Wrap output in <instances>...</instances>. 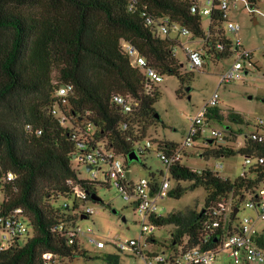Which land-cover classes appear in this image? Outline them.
<instances>
[{
    "label": "trees",
    "instance_id": "trees-1",
    "mask_svg": "<svg viewBox=\"0 0 264 264\" xmlns=\"http://www.w3.org/2000/svg\"><path fill=\"white\" fill-rule=\"evenodd\" d=\"M247 1L258 5L257 0ZM192 5L193 0H0V177L8 173L16 176L6 184L0 214L23 209L31 228V236L0 252V264H44L45 254L89 259L79 241L70 244L66 233L56 230L62 224L67 229L74 228L81 219L76 206L56 205L59 198L70 199V180L91 194L96 193L98 185L110 187L107 183L81 180L73 167L77 137L82 135L79 129L88 121L96 125L88 146L95 148L104 142L107 149L125 159L129 168L128 156L136 153V145L159 122L154 106L161 92L148 83L143 69L132 66L123 44L136 48L148 66L161 75L177 76L181 82L191 80L194 73L184 76L183 65L175 56L180 42L171 36H160L157 27L149 23L169 18L188 28L193 38L203 39L202 51L211 59L229 57L227 52L216 49L217 43L225 40V12L215 5L206 33L203 17L192 12ZM67 84L74 86L75 94L70 98L68 122L64 125L53 110L59 104V88ZM117 95L132 96L140 108L123 114L113 104ZM178 95L182 97L181 89ZM61 110L65 111L62 105ZM209 118L221 119L219 109L212 110ZM228 118L237 124L245 123L242 115L234 111ZM256 136H245L238 150L235 138L232 145L203 149L202 156L209 159L239 153L244 157H264V141ZM159 145L167 150L177 146L163 141ZM251 174L255 178L231 181L211 169L199 174L182 164L175 166L171 170L173 180L188 182L189 186H178L170 196L180 198L188 189L200 187L208 196L204 208L189 217L171 214L154 219L158 227L173 225L174 231L168 243H160L152 236L147 242L155 243L156 250L150 253L210 248L214 239L204 242L209 209L232 192L253 190L264 181L263 167ZM106 260L119 264L116 256H107Z\"/></svg>",
    "mask_w": 264,
    "mask_h": 264
},
{
    "label": "built area",
    "instance_id": "built-area-1",
    "mask_svg": "<svg viewBox=\"0 0 264 264\" xmlns=\"http://www.w3.org/2000/svg\"><path fill=\"white\" fill-rule=\"evenodd\" d=\"M247 1V0H246ZM258 3L261 0H257ZM238 0L231 2L230 0H193L192 12L202 17H211L214 12L215 5L217 9L225 12V24L227 29L237 35L240 26H236L228 21V12L233 5H237ZM249 7L251 4L247 1ZM252 12L259 13L257 6L253 5ZM150 24L157 27V32L162 37L171 36L178 40V36L188 37L193 40L191 31L177 23H172L169 18L160 20L159 22L150 20ZM210 24V23H209ZM224 24V25H225ZM224 32V27H223ZM177 34V36H175ZM217 43L216 49L221 52H227L229 56L234 57V62L229 70L222 76L221 84L231 83L232 81L241 80L243 70L247 64L253 66V52L246 49L240 40L232 41L227 38ZM229 42V44H227ZM181 44V43H180ZM125 51L129 54L131 64L134 68L143 69L148 79V83L156 85L164 81L165 76L161 75L156 69L148 66L147 60L139 53V51L128 43L123 44ZM187 57L189 70L200 71L204 67V52L200 49L184 48ZM176 56V53H175ZM151 88H148V92ZM75 88L71 84L63 85L59 88L56 96L59 104L53 110V114L61 121L62 124L68 122V113L70 112V98L74 97ZM220 96L215 93L208 103L198 111L194 116L189 117L188 135L183 144H177L172 150L162 149L159 145V158L166 167V172L159 173V177L142 178L137 183L131 181L130 170L125 165V159L118 156L113 150L107 149L106 144L101 142L90 148L87 141H93L97 126L88 121L83 128L79 129L82 135L77 137L78 153L74 156L73 167L78 171L80 179L91 182H98V176L103 174L104 181L109 186L113 183L122 193L123 198L130 202L135 212L140 217L141 238L139 241H129L116 245L119 252L131 253L141 257L145 264H215L221 253L227 252L232 259L233 264H264V181L255 189L242 191L239 194L236 191L222 199L216 206L208 211V220L205 222L206 235L204 242L208 243L212 239L210 248L201 246L194 247L183 251L180 248L178 252L164 250L162 252H154V244L143 247L142 239L147 237V241L154 236L153 233L159 227L153 221L162 217L161 211L164 210L162 201L170 196L171 190V170L182 164L184 156L189 155L187 149L194 148L196 142H203V149L213 146L218 139L224 140L225 131L214 129L211 123L214 119L209 118L210 112L218 108ZM113 104L116 105L123 114H130L140 108V103L132 96L117 95L113 98ZM61 105L65 111L61 110ZM90 116V113H88ZM257 127L259 132H252L257 135L260 141H264V121L258 120ZM126 128V126H125ZM206 133H210L209 137H205ZM256 137H254L256 139ZM81 138H83L81 140ZM154 140L146 142L145 146L137 144L135 147L136 154L142 155L153 147ZM204 152V150H203ZM245 165L239 178H255L251 171L257 167L264 168L263 156H245ZM83 166L92 169L88 171L91 180L81 177L79 168ZM106 168V170L104 169ZM224 167L218 166L219 170ZM194 172L202 173L203 170H195ZM16 176L13 173L0 177V203L5 195L6 184L13 182ZM71 187V197L65 200L64 207L72 208L76 206L80 215L92 216L96 211L92 207H87L88 202L96 203L92 200V194L82 185L74 180L69 181ZM250 211L252 215L239 216L242 211ZM237 211V212H236ZM236 212V213H235ZM29 221L25 217L23 209H16L8 214H0V252L12 248L16 243L31 236V228ZM56 230L65 232L70 244L79 241L82 249L83 245L79 238L83 231L77 226L67 229L64 224L60 225ZM88 242L95 246L96 249H104L106 243L95 238L90 230ZM85 250V249H84ZM113 256V255H109ZM117 257V256H116ZM70 259H63L53 254L44 255V264H67Z\"/></svg>",
    "mask_w": 264,
    "mask_h": 264
},
{
    "label": "rangeland",
    "instance_id": "rangeland-1",
    "mask_svg": "<svg viewBox=\"0 0 264 264\" xmlns=\"http://www.w3.org/2000/svg\"><path fill=\"white\" fill-rule=\"evenodd\" d=\"M230 1L235 2L236 0ZM257 8L259 13L253 14L246 0H238L237 5H233L228 12V21L240 26L239 33L233 34L227 29V23L224 25L227 38L232 41L240 40L243 46L254 54V64L253 66L246 65L241 80L221 84V78L233 64L234 57L215 60L204 52L206 55L204 67L200 71H194V77L191 80L185 79L181 82L177 76H165L163 82L156 84L161 97L154 107L160 119L156 126L150 129L147 138L140 143L141 146H145L147 141L154 140L153 147L140 156L139 161L130 162L131 181L137 183L142 178H150L151 175H156L158 178L159 173L166 172V167L158 156L159 142L183 144L188 135L189 117L196 115L217 92L220 96L218 109L222 120L214 119L211 126L214 129L225 131V136L224 140L215 141L213 146L232 145L231 143L236 138V149L238 150L243 145L245 136L258 129L257 121H264V0L259 1ZM209 23V17L204 16L203 28L206 33ZM178 40L181 46L176 49V57L183 65L182 73L186 76L192 72L189 70L186 53L182 46L202 50L204 41L201 38L191 40L184 36H178ZM180 89L182 97L178 95ZM231 111L242 115L245 123L237 124L228 120ZM209 136L210 133H206L205 137ZM186 152L189 155L183 157L182 165L195 170L211 169L231 181L240 177L245 165V158L239 153L231 157L204 158L201 140H198L196 146L187 149ZM219 165L224 168L219 170ZM78 170L82 178L91 180L86 167L81 166ZM103 181L104 176L100 174L98 182ZM178 186L187 188L189 183H178L171 179V190H175ZM96 193L103 202L86 204L87 207L94 208L96 214L88 219H80L78 223V227L83 231L79 238L83 248L89 253V259L79 257L68 261L67 264H110L106 260L109 255L117 256L119 264H145L141 257L119 252L116 248L118 244L139 241L141 238L140 217L135 212L134 206L123 198L122 193L113 183L109 188L98 185ZM207 196L208 192L202 187L194 190L188 189L180 198L169 196L164 199L162 201L164 210L160 213L165 217L171 214L189 217L192 212H199L204 208ZM64 203L65 199L62 198L56 201L58 206ZM252 214L250 211L243 210L239 216ZM90 230L95 238L106 243L104 249H96L88 242ZM173 231V225H166L156 229L153 235L160 243H168ZM146 242L147 237H143V247ZM215 264H233V262L228 253L224 252L219 255Z\"/></svg>",
    "mask_w": 264,
    "mask_h": 264
},
{
    "label": "water",
    "instance_id": "water-1",
    "mask_svg": "<svg viewBox=\"0 0 264 264\" xmlns=\"http://www.w3.org/2000/svg\"><path fill=\"white\" fill-rule=\"evenodd\" d=\"M250 7H251V9L254 8L253 5H251ZM252 13L254 14V11ZM156 117H157V119H160V117H159L158 114H156ZM128 159H129L130 162H132V161H139V157H138V155L135 152L130 153V155L128 156ZM91 169L92 168L89 167L88 168V171H90ZM92 200L95 201L96 203H102L103 202L102 199L98 196L97 193H93L92 194ZM81 219H88V217L86 215H82L81 216Z\"/></svg>",
    "mask_w": 264,
    "mask_h": 264
}]
</instances>
